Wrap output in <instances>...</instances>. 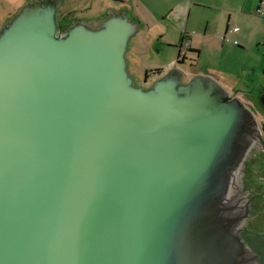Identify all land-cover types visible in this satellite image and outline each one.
<instances>
[{
    "label": "water",
    "instance_id": "1",
    "mask_svg": "<svg viewBox=\"0 0 264 264\" xmlns=\"http://www.w3.org/2000/svg\"><path fill=\"white\" fill-rule=\"evenodd\" d=\"M61 2L0 27V264H260L229 196L250 110L177 68L137 86L140 24L109 9L63 32Z\"/></svg>",
    "mask_w": 264,
    "mask_h": 264
},
{
    "label": "crops",
    "instance_id": "2",
    "mask_svg": "<svg viewBox=\"0 0 264 264\" xmlns=\"http://www.w3.org/2000/svg\"><path fill=\"white\" fill-rule=\"evenodd\" d=\"M109 9L124 10L147 45L160 46L158 67H173L183 38L190 48L183 64L196 67L188 77L209 76L238 99L251 87L264 91V0H92L90 14L74 21L101 19Z\"/></svg>",
    "mask_w": 264,
    "mask_h": 264
},
{
    "label": "flooded vegetation",
    "instance_id": "3",
    "mask_svg": "<svg viewBox=\"0 0 264 264\" xmlns=\"http://www.w3.org/2000/svg\"><path fill=\"white\" fill-rule=\"evenodd\" d=\"M25 1L24 3H26ZM71 14L72 12L59 15L58 12V20L61 21L62 30L73 23L75 18ZM139 46H141V43ZM189 49V44H186V41L182 38L178 44V53L173 67L164 69L152 66L151 70L143 69L144 83L141 87L145 89L149 88L154 81L174 68L181 70L179 66L185 62L186 52ZM158 51L159 49L156 50V53ZM182 72V82H189L192 77H188L186 72ZM184 78L185 81H183ZM263 94L264 91L258 93V96L256 95V98L250 102L242 98L239 99L253 114L260 132L261 141L259 140L250 146L242 165L233 178L232 189L229 195L234 213L240 219L238 225L239 235L257 256V261L260 264H264V241L260 240L264 239V107L259 101ZM251 169L253 170L251 171ZM250 171L251 175H249Z\"/></svg>",
    "mask_w": 264,
    "mask_h": 264
},
{
    "label": "rangeland",
    "instance_id": "4",
    "mask_svg": "<svg viewBox=\"0 0 264 264\" xmlns=\"http://www.w3.org/2000/svg\"><path fill=\"white\" fill-rule=\"evenodd\" d=\"M24 1L25 0H0V27L14 16V14L16 13L15 11H18L25 4ZM91 1L92 0H62L61 6L59 7L58 11L59 15H62L65 11H68V13L73 12L72 14H74L75 19H82L84 17L83 14H86L87 17L91 11ZM177 34L175 35L178 37ZM147 42L148 39L146 37V32L144 30H141L139 31L137 36H135L129 42L128 45V51L126 54V59L129 64L128 72L137 86H143V69L151 70L152 66H158L162 62V59L156 53V50L159 49L160 46L152 49L147 45ZM140 43L141 46H139ZM173 50H175V47H170V51L172 52ZM179 68L184 72L196 70V67L193 65L190 67L188 62H186L185 64H180ZM183 81H185V78L183 79ZM245 91L246 94H242L240 97L243 98V100H254L256 98V95L258 96L260 90L251 87L250 89ZM248 92L250 93L248 94ZM252 170L253 169H251V171ZM251 171L249 175H251ZM260 240L264 241V239ZM248 243L251 244L250 241H248Z\"/></svg>",
    "mask_w": 264,
    "mask_h": 264
},
{
    "label": "built area",
    "instance_id": "5",
    "mask_svg": "<svg viewBox=\"0 0 264 264\" xmlns=\"http://www.w3.org/2000/svg\"><path fill=\"white\" fill-rule=\"evenodd\" d=\"M257 13L259 14V13H261V11L257 10ZM233 31H237V28L233 29ZM186 44H189V42H186Z\"/></svg>",
    "mask_w": 264,
    "mask_h": 264
},
{
    "label": "trees",
    "instance_id": "6",
    "mask_svg": "<svg viewBox=\"0 0 264 264\" xmlns=\"http://www.w3.org/2000/svg\"><path fill=\"white\" fill-rule=\"evenodd\" d=\"M66 30V28H63V32Z\"/></svg>",
    "mask_w": 264,
    "mask_h": 264
}]
</instances>
